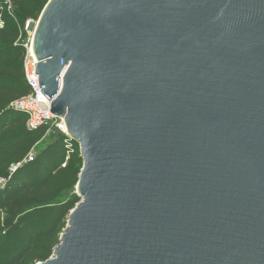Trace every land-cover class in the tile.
Here are the masks:
<instances>
[{"label": "water", "instance_id": "1", "mask_svg": "<svg viewBox=\"0 0 264 264\" xmlns=\"http://www.w3.org/2000/svg\"><path fill=\"white\" fill-rule=\"evenodd\" d=\"M33 50L84 161L38 264H264V0H51Z\"/></svg>", "mask_w": 264, "mask_h": 264}, {"label": "trees", "instance_id": "2", "mask_svg": "<svg viewBox=\"0 0 264 264\" xmlns=\"http://www.w3.org/2000/svg\"><path fill=\"white\" fill-rule=\"evenodd\" d=\"M12 2L14 17L5 13L6 26L0 30V180H6L0 188V264H37L48 260L60 243L65 219L79 202L69 194L78 182L82 161L73 154L62 167L68 149L66 136L58 133L33 162L10 177V167L22 162L47 131L27 130L25 115L10 108L30 91L22 46L27 35L16 42L25 23L39 19L29 0ZM3 4L0 0V8Z\"/></svg>", "mask_w": 264, "mask_h": 264}, {"label": "built area", "instance_id": "3", "mask_svg": "<svg viewBox=\"0 0 264 264\" xmlns=\"http://www.w3.org/2000/svg\"><path fill=\"white\" fill-rule=\"evenodd\" d=\"M4 4L0 8V30L6 26L4 15L8 13L14 17L13 2L12 0H3ZM38 21L29 19L24 28H21L20 36L16 45L23 41L24 33L27 35L26 40L23 41L22 46L26 50L24 60V74L26 82L30 89L29 93L20 99L14 101L10 108L14 111L22 113L26 117V128L33 132L40 129H47V131H54L62 133L66 136V147L68 149L65 162L62 167L65 168L73 154V139L67 131V126L64 118L57 117L54 113L50 112L52 100L48 99L40 89L39 76L36 74L35 64L38 63L33 50V42L35 29ZM35 153L32 152L25 160L18 164L12 165L10 168V177L14 175L23 165L35 160ZM6 180H0V188L4 186Z\"/></svg>", "mask_w": 264, "mask_h": 264}, {"label": "rangeland", "instance_id": "4", "mask_svg": "<svg viewBox=\"0 0 264 264\" xmlns=\"http://www.w3.org/2000/svg\"><path fill=\"white\" fill-rule=\"evenodd\" d=\"M51 0H43V2H40V0H29V3L30 4H35L36 6V13L39 14V18L41 17V14L43 12V10L45 9V7L48 5V3L50 2ZM32 20H35L36 22L39 20V19H32ZM20 36V35H19ZM21 98V97H20ZM18 98V99H20ZM16 99V100H18ZM15 100V101H16ZM14 102V101H13ZM12 102V103H13ZM11 103V104H12ZM11 106V105H10ZM56 139H58V132H54V131H46L45 134L43 135V137L41 138V140L30 150V152L26 155L25 159L32 153L34 152L35 155L37 156L38 152L39 151H42L45 147H47L49 144L53 143ZM73 154L74 156H78L81 161H82V168H83V165H84V161L81 157V150H80V146L79 144H74L73 143ZM72 154V155H73ZM35 156V157H36ZM24 159V160H25ZM63 165V164H62ZM12 167V166H11ZM10 167V168H11ZM81 168V170H82ZM56 173V172H55ZM81 173V171H80ZM79 178H80V174H79V177H78V182H79ZM78 182L75 184L72 192L69 194V196L71 197H77L79 199V190H78ZM79 201V200H78ZM78 204V202L76 203V205ZM75 205V206H76ZM74 209V208H73ZM72 211V210H71ZM70 211V213H71ZM69 217H70V214L66 217L65 219V224H64V229L63 231L66 229V227L68 226V221H69ZM63 233V232H62ZM62 235V234H61ZM60 240H61V236H60ZM59 240V241H60ZM56 248V247H55ZM55 248L52 250V253L50 255L49 258H51L53 255H54V250ZM48 258V259H49ZM40 262H43V261H40ZM39 263V262H38ZM37 263V264H38Z\"/></svg>", "mask_w": 264, "mask_h": 264}]
</instances>
